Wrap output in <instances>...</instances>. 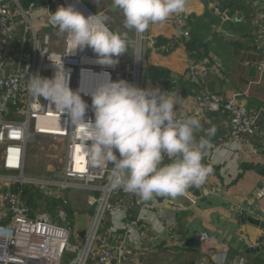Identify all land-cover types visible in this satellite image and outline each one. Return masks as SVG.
<instances>
[{
  "label": "crops",
  "instance_id": "obj_1",
  "mask_svg": "<svg viewBox=\"0 0 264 264\" xmlns=\"http://www.w3.org/2000/svg\"><path fill=\"white\" fill-rule=\"evenodd\" d=\"M89 1L92 0H83L85 4ZM24 2L27 6L31 2L43 6L42 0ZM68 4L84 7L80 0H70ZM59 6L62 4L55 5L53 12ZM112 8L113 0H101L93 6L95 14L106 16L108 26L125 35L126 40H136L141 34L146 38L141 65V75H145L141 77L143 88L177 93L182 103L181 107L176 105V109L192 115L200 90L189 76L191 68L195 63L210 62L203 79L206 93L226 100L233 99L236 93L245 94L240 104L259 115L264 131V51L256 38L264 20V0H186L183 13L173 14L162 23L150 24L142 33L126 29L122 12ZM46 13L44 9L31 14L32 21L42 30L46 27L43 19ZM59 33H53L55 43ZM132 35L134 38L130 39ZM59 36L63 41L64 33ZM153 40L158 45L152 44ZM190 43L197 46L195 50L189 47ZM159 47L165 48L160 50ZM56 48L64 49V43ZM129 56L125 68L129 64L133 70L134 50ZM199 119L201 128L194 135L197 141L204 137L209 142L202 161L211 169L205 179L209 192L199 185L175 197L154 194L147 201L157 207L147 216L150 234L160 239L139 245L140 249L123 264H210L211 260L204 258L201 248L187 246L192 238L200 239L202 233L209 234L216 255L228 250L232 264H237L240 258H246L247 264L264 259V247L259 246L264 232L241 223L243 212L264 221V153L243 151L230 140L229 113H212ZM119 192L132 202L128 216L135 219L139 215L135 203L142 199L122 188ZM256 205L258 209H254ZM162 223L174 227L171 238L163 232ZM122 226L123 222L117 225L118 234L124 237ZM81 233L84 236L80 239L87 242L88 229H82ZM134 238L139 235L135 234ZM249 249L252 251L247 254Z\"/></svg>",
  "mask_w": 264,
  "mask_h": 264
},
{
  "label": "built area",
  "instance_id": "obj_2",
  "mask_svg": "<svg viewBox=\"0 0 264 264\" xmlns=\"http://www.w3.org/2000/svg\"><path fill=\"white\" fill-rule=\"evenodd\" d=\"M23 1L0 0V169L8 175L0 177V186L6 189V193H10L6 194L7 196H11L14 194L13 188L7 186L11 176L20 178L14 185L36 182L29 181L25 177V172L28 148L38 138H51L55 142L63 143L65 153L63 175L56 185L62 190L81 187L99 193L100 198L91 200L92 206L95 202L101 201L98 218L88 236L84 257L79 264H123L140 249L139 245L160 239L150 234L147 216L155 211L157 204L137 200L135 204L139 209V215L131 220L128 213L132 208V202L125 199V195L120 196L119 188L112 186L109 179L111 164L105 163L101 166L91 162L89 149L91 141L81 132L82 125L72 127L67 113L58 111L45 98L30 94L27 84L31 75L37 73L42 77L52 78L56 69L48 56L55 54L62 57L69 87L73 91H79L81 98L88 105L85 120H94L92 98L85 93L86 86L84 90L82 86L83 73L108 74L114 81L123 79L143 88L141 65L143 41L146 38L141 34L140 41L139 37L135 41L126 40L127 49L133 45L135 56L140 58L135 57L133 70L129 64L125 68L128 52L114 57L113 59L118 61L116 64L103 65L98 63V56L91 48L71 52L66 33L62 41L64 49L57 50L58 45L54 42L53 33L59 30L50 23L49 17L55 5L62 4L67 7L68 1L42 0L43 6L31 2L27 9L22 5ZM80 2L86 7L83 1ZM75 8L84 14L82 9ZM44 9L48 13L43 17L46 27L42 30L32 21L31 14ZM225 19L229 20L227 17ZM256 38L258 46L264 51V20L256 33ZM151 43L155 45L157 41L153 40ZM209 64L210 62L195 63L191 68L189 76L200 90V96L196 99L197 107L192 113L198 118L212 113H229L230 140L243 151L264 153V131L260 127V117L239 102L245 94L236 93L233 99L226 100L206 93L203 79L209 70ZM262 70L264 71V65ZM49 121H60L57 134L48 133L52 130L44 123ZM81 147L85 148L82 157L79 155ZM201 185L209 192L205 181ZM17 197L20 199V194ZM3 203L4 205H0V264H64L67 253L72 249L73 231L63 223L49 220L45 215L38 218L28 216L30 211L20 203L5 204V201ZM258 208L257 205L254 206V209ZM107 214L113 216L112 228L106 234L100 235V228L104 224L103 217ZM122 222L121 230L125 232L124 237L118 234L117 228ZM162 224L165 225L163 232L171 238L175 232L174 227L171 224ZM135 234H138L139 238L135 239ZM200 241L202 255L205 259L211 260L210 264H214L213 257L216 254L209 234L202 233ZM259 246L264 247V239ZM222 254L225 256V264H232L228 250H224ZM237 264H247L246 258H240Z\"/></svg>",
  "mask_w": 264,
  "mask_h": 264
},
{
  "label": "clouds",
  "instance_id": "obj_3",
  "mask_svg": "<svg viewBox=\"0 0 264 264\" xmlns=\"http://www.w3.org/2000/svg\"><path fill=\"white\" fill-rule=\"evenodd\" d=\"M113 6L122 12L126 29L142 33L150 24L183 13L186 0H113ZM107 19L97 13L85 17L74 5L59 6L49 17L60 33L67 34L71 52L88 47L98 63L114 65L118 62L114 57L128 52L127 41L108 26ZM48 59L56 69L53 77L31 75L28 92L67 113L72 127L84 126L91 141V162L112 165L113 187L147 201L154 194L175 197L205 181L211 169L202 161L209 142L204 137L196 140L200 119L176 109L182 103L177 93L109 76L91 93L94 120L86 121L88 105L79 91L69 87L62 57L50 54ZM213 260L225 264L222 253Z\"/></svg>",
  "mask_w": 264,
  "mask_h": 264
},
{
  "label": "rangeland",
  "instance_id": "obj_4",
  "mask_svg": "<svg viewBox=\"0 0 264 264\" xmlns=\"http://www.w3.org/2000/svg\"><path fill=\"white\" fill-rule=\"evenodd\" d=\"M83 1V0H81ZM95 2H101V0H92L87 2L85 5L87 8L95 14L93 6ZM24 8H28L27 4L24 3ZM95 11V12H94ZM111 12L110 8L107 10ZM111 14V13H110ZM111 16V15H110ZM134 36H130V39ZM137 40V39H136ZM139 40V39H138ZM132 41V40H127ZM135 41V39L133 40ZM140 41V40H139ZM57 45H61L62 38L58 36L56 39ZM128 55L133 53V45L128 49ZM130 58V56H129ZM144 78V73L142 74ZM254 78V77H253ZM256 82V80H255ZM65 161L64 144L54 142L51 138L43 139L38 138L36 142L31 144L28 148L26 156V172L25 177L29 181H36L34 183H22L16 184L20 178L18 176H11L7 186L18 191H28L32 186H37V198L36 201L29 205L23 200L19 199L14 194L7 196L6 189L0 186V205L21 203L29 208L28 210L30 217L47 216L49 220L53 222H60L71 228L72 249L67 253L64 264H79L84 257L85 245L78 244L79 235L82 236V229H88V236L91 233L93 224L96 220L101 201L95 202V205H91L93 198H100V194L97 192H90L81 187L75 189H61L56 183L62 178V167ZM8 176L0 169V177ZM1 183V182H0ZM1 185V184H0ZM56 186V187H55ZM24 189V190H23ZM16 193V194H17ZM113 216L108 214L103 217V227L100 228V235L106 234L112 228ZM80 232V233H79ZM87 236V237H88ZM88 239V238H87ZM264 264V260H258Z\"/></svg>",
  "mask_w": 264,
  "mask_h": 264
},
{
  "label": "bare ground",
  "instance_id": "obj_5",
  "mask_svg": "<svg viewBox=\"0 0 264 264\" xmlns=\"http://www.w3.org/2000/svg\"><path fill=\"white\" fill-rule=\"evenodd\" d=\"M66 1H68L69 3H70V0H66ZM74 1H76V0H74ZM79 1V0H78ZM72 4V3H71ZM81 7H83L82 5H80ZM80 6H76L78 9H82ZM83 9L84 10H82L83 12H84V14L86 15V17L87 16H89V15H93L90 11H89V9L87 8V7H83ZM139 40H140V36H139ZM109 76L110 75H108V74H97V73H83V75H82V86H83V90H84V87L86 86V90H85V93L87 94V95H91V93L95 90V88L100 84V83H102L104 80H106V79H108L109 78ZM110 78H111V76H110ZM58 123H56V122H53V121H49V122H45L44 124L46 125L47 124V126H49L48 128L50 129V130H52V132H48L49 134H57L58 132H56V131H58L59 129V126H60V121H57ZM84 126L82 125V128H83ZM81 128V132H83L84 134V136H87L86 134H85V130L84 129H82ZM81 150V151H80ZM79 155H81V157H82V155L84 154V152H85V148H80L79 149ZM21 181H22V179H21Z\"/></svg>",
  "mask_w": 264,
  "mask_h": 264
},
{
  "label": "water",
  "instance_id": "obj_6",
  "mask_svg": "<svg viewBox=\"0 0 264 264\" xmlns=\"http://www.w3.org/2000/svg\"><path fill=\"white\" fill-rule=\"evenodd\" d=\"M112 10H116V8L113 6ZM241 223L243 225H247L249 224L250 226L254 227V228H257V229H261L263 232H264V221H261L259 219H256V218H253L251 216H248L246 214V212H243L241 214ZM84 234H82L81 237H83ZM187 246L188 247H191V248H201V241L199 238H192L188 243H187ZM260 250V249H259ZM252 250L249 249L247 250V254L250 253Z\"/></svg>",
  "mask_w": 264,
  "mask_h": 264
},
{
  "label": "trees",
  "instance_id": "obj_7",
  "mask_svg": "<svg viewBox=\"0 0 264 264\" xmlns=\"http://www.w3.org/2000/svg\"><path fill=\"white\" fill-rule=\"evenodd\" d=\"M24 3H26V2H24L23 1V4ZM22 4V5H23ZM24 6V5H23ZM189 47L190 48H192V50H195L196 49V47L197 46H194L192 43H190L189 44ZM37 186H32V188H30V190H29V192L28 191H23V192H21V191H18V193H17V191L16 190H13V193H15L14 195L15 196H17V195H19L20 194V199H23L28 205H29V203H30V205L33 203V202H35L36 201V198H37V193H35L36 191H37ZM24 190V189H23ZM17 193V194H16ZM20 205L21 206H24L25 208H27V209H29L26 205H25V203H24V205H22L21 203H20ZM71 229V228H70ZM81 236L79 235V238H80ZM85 243H86V241H83V240H81V239H78V244H80V245H85ZM264 260V259H263ZM255 264H263V263H260L259 261H257V260H255V262H254Z\"/></svg>",
  "mask_w": 264,
  "mask_h": 264
}]
</instances>
